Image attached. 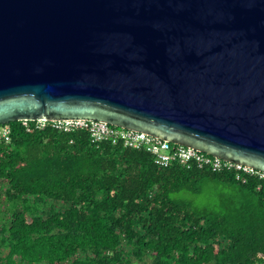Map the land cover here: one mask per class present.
Masks as SVG:
<instances>
[{"label":"water","instance_id":"water-1","mask_svg":"<svg viewBox=\"0 0 264 264\" xmlns=\"http://www.w3.org/2000/svg\"><path fill=\"white\" fill-rule=\"evenodd\" d=\"M79 119L264 173V0H0V127Z\"/></svg>","mask_w":264,"mask_h":264},{"label":"trees","instance_id":"trees-1","mask_svg":"<svg viewBox=\"0 0 264 264\" xmlns=\"http://www.w3.org/2000/svg\"><path fill=\"white\" fill-rule=\"evenodd\" d=\"M4 126L0 264H264L259 174L161 167L87 129Z\"/></svg>","mask_w":264,"mask_h":264},{"label":"built area","instance_id":"built-area-1","mask_svg":"<svg viewBox=\"0 0 264 264\" xmlns=\"http://www.w3.org/2000/svg\"><path fill=\"white\" fill-rule=\"evenodd\" d=\"M27 124V121H24ZM37 126L43 128L47 123H52L59 130L71 131L74 129H87L92 137V142L98 143L109 140L113 144L124 143L125 146L144 150L150 153L156 165L168 167L175 163L188 168L197 166L199 168L210 167L215 171L225 168H235L250 174H259L264 178V173L248 166L232 161L223 160L202 152L196 148L172 143L156 136L139 132L136 130L119 128L105 122L91 120H58V121H36ZM9 127H0V136L9 140Z\"/></svg>","mask_w":264,"mask_h":264},{"label":"rangeland","instance_id":"rangeland-1","mask_svg":"<svg viewBox=\"0 0 264 264\" xmlns=\"http://www.w3.org/2000/svg\"><path fill=\"white\" fill-rule=\"evenodd\" d=\"M150 261H151V259L150 258H146V264L148 263H150Z\"/></svg>","mask_w":264,"mask_h":264}]
</instances>
